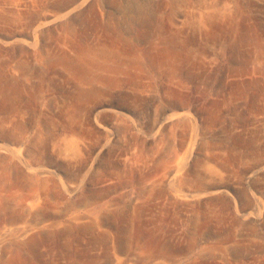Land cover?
<instances>
[{
	"label": "rangeland",
	"instance_id": "1",
	"mask_svg": "<svg viewBox=\"0 0 264 264\" xmlns=\"http://www.w3.org/2000/svg\"><path fill=\"white\" fill-rule=\"evenodd\" d=\"M0 264H264V0H0Z\"/></svg>",
	"mask_w": 264,
	"mask_h": 264
},
{
	"label": "bare ground",
	"instance_id": "2",
	"mask_svg": "<svg viewBox=\"0 0 264 264\" xmlns=\"http://www.w3.org/2000/svg\"><path fill=\"white\" fill-rule=\"evenodd\" d=\"M99 55L105 56L107 58L108 57H112V58L114 57V54H112V53L93 52V51H91V52H87L86 53L85 58H87L88 62H94V61H96V59H97V57ZM71 64H72V67L75 70L78 71V73L86 75L87 70H86V67H84V65L77 64V63H74V62L71 63ZM130 66L134 67V73H136V74L142 72L144 70V68H145V65L143 64L142 59L141 58H137V57L133 58L130 61ZM105 69H107L110 72H116V71L124 72V71H126L125 67L119 66V65H115L114 63H112L110 65H105ZM92 80H94V79H92ZM101 81L105 82L109 87H114V86H116L117 84L120 83V81H118L116 79H101ZM94 94L95 93L93 91H90L86 95H82V96L84 97V96H90V95H94ZM82 96L80 95V97H82Z\"/></svg>",
	"mask_w": 264,
	"mask_h": 264
}]
</instances>
